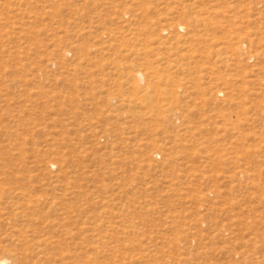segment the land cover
<instances>
[{
  "label": "rangeland",
  "instance_id": "1",
  "mask_svg": "<svg viewBox=\"0 0 264 264\" xmlns=\"http://www.w3.org/2000/svg\"><path fill=\"white\" fill-rule=\"evenodd\" d=\"M4 257L264 264V0H0Z\"/></svg>",
  "mask_w": 264,
  "mask_h": 264
},
{
  "label": "bare ground",
  "instance_id": "2",
  "mask_svg": "<svg viewBox=\"0 0 264 264\" xmlns=\"http://www.w3.org/2000/svg\"><path fill=\"white\" fill-rule=\"evenodd\" d=\"M145 75V74H144ZM144 75H143V73H141V72H137L136 73V77L137 78H139V80H140V82L142 81H144L145 79H144ZM151 76H154L153 74L151 75ZM150 76V77H151ZM135 77V78H136ZM154 78V77H153ZM151 79H152V77H151ZM150 79V80H151ZM138 80V79H137ZM153 80V79H152ZM149 83L148 84H146V90H148V93H149V90L151 89V85H152V81L150 82L149 80H147ZM155 81V80H154ZM144 82H146V81H144ZM143 82V83H144ZM147 83V82H146ZM140 84V83H139ZM156 84V83H155ZM145 85V84H144ZM157 85V84H156ZM136 86V85H135ZM140 86H142V85H139V87ZM154 86V85H153ZM161 86V85H160ZM155 87V86H154ZM134 88V87H133ZM137 88V87H136ZM158 89H159V86H158ZM135 90V89H134ZM144 91H145V89H143ZM161 90V89H160ZM152 92H153V90H151ZM161 91H163V90H161ZM137 92V91H136ZM152 92H150V93H152ZM171 92H172V90H171ZM142 93V92H141ZM159 93V92H158ZM161 93V92H160ZM173 93V92H172ZM147 94V93H146ZM162 94V93H161ZM149 95V94H148ZM147 95V96H148ZM159 95V94H158ZM139 96H140V94H139ZM151 96V95H150ZM158 97V96H157ZM140 98V97H139ZM143 99V98H142ZM141 99V100H142ZM154 100V99H153ZM138 101H139V99H138ZM143 101L145 102V100L143 99ZM147 101V100H146ZM143 102V103H144ZM141 103V102H140ZM151 103H153V101L151 102ZM159 103V102H158ZM148 104V103H147ZM152 105V104H151ZM155 105H157V104H155ZM158 106H159V104H158ZM157 107V106H156ZM158 109H159V107H158ZM158 111V110H157ZM7 262H9L10 263V261H9V257H4L1 261H0V264H5V263H7Z\"/></svg>",
  "mask_w": 264,
  "mask_h": 264
}]
</instances>
